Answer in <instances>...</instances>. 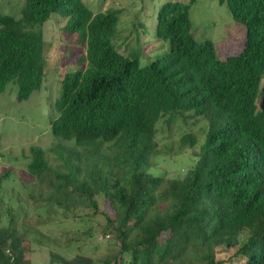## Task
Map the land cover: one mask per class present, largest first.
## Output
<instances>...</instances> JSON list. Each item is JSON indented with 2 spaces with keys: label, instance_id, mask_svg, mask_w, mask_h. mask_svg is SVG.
<instances>
[{
  "label": "trees",
  "instance_id": "obj_1",
  "mask_svg": "<svg viewBox=\"0 0 264 264\" xmlns=\"http://www.w3.org/2000/svg\"><path fill=\"white\" fill-rule=\"evenodd\" d=\"M224 1L246 27L238 55L220 60L212 41L195 38L190 10L197 0H167L155 38L169 51L143 67L139 51L125 56L115 44L119 10L25 0L19 17L0 13V94L15 85L19 103L43 87V30L53 16L86 47V66L65 74L50 121L67 152L56 149L54 170L47 152L32 147L27 169L64 213L87 207L104 215L117 253L101 264L126 257L129 264H226L218 253L231 250L228 264H264V0ZM188 119L207 122L202 143L182 138V153L199 147L196 164L182 179L152 174L159 124ZM101 204L113 215L101 213ZM12 222L0 227V264H32V243ZM49 264L94 260L50 252Z\"/></svg>",
  "mask_w": 264,
  "mask_h": 264
},
{
  "label": "rangeland",
  "instance_id": "obj_2",
  "mask_svg": "<svg viewBox=\"0 0 264 264\" xmlns=\"http://www.w3.org/2000/svg\"><path fill=\"white\" fill-rule=\"evenodd\" d=\"M166 1L84 0L95 13L110 9L121 11L115 44L125 56L139 51L142 67L169 51L168 43H160L155 38L156 15ZM24 4L25 0H0V13L19 17ZM190 20L195 38L212 41L218 59L241 52L246 27L229 15L224 0H197L190 10ZM66 24L62 17L53 16L44 27L47 67L42 89L21 103L17 101L18 88L15 85L0 94V227H8L13 218V226L26 233L33 247L27 254L32 264H49L50 252L68 259L83 255L91 257L94 264H101L105 257L117 253L112 234H104V215H94L87 207L64 213L57 204L49 201L53 192L41 188L27 169L32 147H41L47 152L54 170L60 164L56 149L66 153L65 148L69 147L68 143L53 139L50 121L56 117L55 106L65 74L86 66L81 62L86 47L77 35L64 30ZM259 93H264V79ZM206 132L207 122L196 119H188L186 124L181 121L171 126L159 124L158 154L153 159L151 173L167 179L184 178L197 162L195 154L199 147L182 153V138L193 135L202 143ZM101 205V213L113 215L109 204ZM233 253V250L219 252L218 259L228 264ZM124 264H129L127 257Z\"/></svg>",
  "mask_w": 264,
  "mask_h": 264
}]
</instances>
